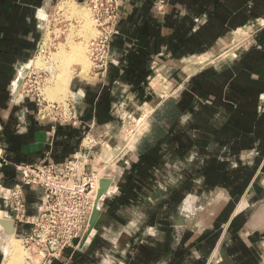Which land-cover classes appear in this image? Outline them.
<instances>
[{
    "label": "crops",
    "instance_id": "0c3cea01",
    "mask_svg": "<svg viewBox=\"0 0 264 264\" xmlns=\"http://www.w3.org/2000/svg\"><path fill=\"white\" fill-rule=\"evenodd\" d=\"M62 1L0 0L5 186L19 180L16 164L49 153L62 166L86 132L113 135L139 104L163 125L152 121L143 129L84 245L49 264H264V26L238 55L213 54L235 31L264 19V0H168L164 13L158 0H122L105 82L75 66L67 87L86 93L80 123L57 126L50 143L33 99L14 101L10 89L45 35L38 14L61 19ZM155 128L154 140L142 138ZM26 195L33 213L42 193L28 186Z\"/></svg>",
    "mask_w": 264,
    "mask_h": 264
},
{
    "label": "built area",
    "instance_id": "2783aa9c",
    "mask_svg": "<svg viewBox=\"0 0 264 264\" xmlns=\"http://www.w3.org/2000/svg\"><path fill=\"white\" fill-rule=\"evenodd\" d=\"M121 1H84L94 27V35L87 41L90 62L88 76L101 82H105L113 61V38L120 33ZM156 7L164 13V0H158ZM38 16L39 25L47 31L50 14L42 10ZM38 52L33 58L37 57ZM24 67L20 66L11 84L10 96L19 102L26 98L33 99L37 118L49 124L47 134L52 143L57 126L80 123V103L86 93L82 89H71L61 98H52L48 92V78L35 76L37 67H32L28 72L23 70L25 74H22L20 69ZM15 80L17 90L14 89ZM21 121H25L24 117ZM107 136L86 132L79 150L62 166H58L49 153L41 160L16 164L20 177L13 186H5L0 172V211L14 220L16 227H22L23 244L28 250L27 264H49L52 259L62 257L65 249L81 245L80 239L89 226L95 206L94 195L103 177L96 168V156L110 144ZM8 163L5 146L0 144V168ZM28 186H35L42 193L33 213L28 209Z\"/></svg>",
    "mask_w": 264,
    "mask_h": 264
},
{
    "label": "rangeland",
    "instance_id": "374dc122",
    "mask_svg": "<svg viewBox=\"0 0 264 264\" xmlns=\"http://www.w3.org/2000/svg\"><path fill=\"white\" fill-rule=\"evenodd\" d=\"M167 2L168 0H164V8H163L164 10H166V4L168 5ZM73 3L71 2L66 3L69 9V13H67V15L62 16L61 19H60L61 17L60 14H56V16L50 18L51 21L48 25V29L47 31L45 30L46 32L44 31L45 35L41 39L40 47H38L39 52L37 53L36 58H38L37 65L40 67L35 68L38 70L35 76L40 75L48 78L47 87H48V92L52 98H61L66 94H68V92H70L71 90L69 89V87L64 85H63L64 87L60 89L58 83L56 82L57 78H59L61 75L63 76L65 73L72 74L75 66L77 65L81 66L82 73L88 75V71L90 67V62L87 54V41L94 35V29H93L94 27L90 17V10L85 5V3L80 4V6L83 9L76 10L72 6ZM59 5L60 6L62 5L61 6L62 8L64 7L63 4H59ZM59 5L58 7H60ZM157 10L159 11L158 8ZM89 24L91 27L89 26ZM263 26H264V19H259L247 23L239 31H235L233 33L228 43H221L218 46L216 52H214L213 54L214 55L223 54L221 56L224 58L228 57L227 56L228 54L230 56L231 53H235L236 55H238L239 51L244 47V45H246V43L251 38L252 36L251 34L253 33V31L257 27H263ZM70 41H73L74 43H78L81 46L82 58L81 59L74 58L72 57V53H71L70 56L66 57L63 60H61L60 58L58 59V57L56 56V52L58 51L59 47L61 45H65L66 48L68 47L70 48ZM186 64H182V66ZM51 66L53 67L54 70L53 72L51 70L52 69ZM51 72L53 74H51ZM32 77H33V73L31 75V78ZM152 81H154V84L156 85L155 80ZM164 84L166 85L167 82ZM170 84L172 85V83ZM58 87L59 89H57ZM177 92H175L174 94L177 95ZM135 105L136 103L133 106ZM143 105L144 104H139L130 110H128L127 108L128 113L125 114L124 117L125 119L122 118L118 130H116V132H114L113 135L108 134L107 137L111 139L109 141L110 144L106 145L104 151L100 153L98 156H96V161H95V163L98 164L96 168L101 171V174L106 173V170H110L111 165L116 162V160L113 162L108 161L109 159H108L107 149H109L110 146L113 147L114 149L116 148L115 150L118 152L124 151V149L126 150V148H128L124 154L125 156H123L119 165L120 167L123 168L124 171L125 167L128 166L129 163H131L132 160L131 158L134 157L138 152L139 148L136 144L140 140V136L143 132V129L144 128L147 129L150 126V124H152V121H154L155 123L157 122L159 125H163L162 120L155 119L157 118V116H155V113H153V111H150L151 108L149 109L150 112L148 113L146 105L144 106ZM143 114H145L146 117L144 120L139 122L140 117ZM147 130H146L147 133H145L142 137L144 140L147 139L152 141L154 140V138H156L159 135L158 134L159 130H157L156 128L149 132ZM111 136L113 137L111 138ZM134 140H135V146L132 149L131 144L133 143ZM192 155H194L193 160H195L196 158L198 159L196 153L194 154L191 153V156ZM199 160L200 159H198V161ZM123 162L124 164H122ZM231 163L233 165L235 164V162L233 163V161ZM110 196L111 195L104 197L105 199L104 198L102 199V205H106L109 202ZM2 216H3L2 213H0V217ZM0 247H1L0 249L3 252V259L1 264H4L5 262H7V264H27L28 250L23 244L21 231L17 233L16 232L12 233L11 231L7 230L5 226L0 225ZM13 247L16 248L17 252H15L16 256L14 257L12 256L13 258L12 257L10 258L11 260L10 261L9 259H7L8 255L6 250L11 249Z\"/></svg>",
    "mask_w": 264,
    "mask_h": 264
},
{
    "label": "bare ground",
    "instance_id": "6f19581e",
    "mask_svg": "<svg viewBox=\"0 0 264 264\" xmlns=\"http://www.w3.org/2000/svg\"><path fill=\"white\" fill-rule=\"evenodd\" d=\"M68 2H70L69 0H64V1H62V2H60L59 4H63L64 5V7L62 8L60 5V7H58L59 8V11L60 12H63L64 14H67V13H69V9H68V6H67V4L66 3H68ZM71 3H73V2H71ZM74 4H77V5H74ZM72 6H73V8L74 9H76V10H79V9H83L81 6H80V4H78V3H73L72 4ZM80 7V8H79ZM43 14L45 15V12H43ZM89 19V18H88ZM88 24V23H87ZM88 26V25H87ZM89 26H90V24H89ZM88 26V27H89ZM91 27V26H90ZM91 29V28H90ZM89 29V30H90ZM94 29V28H93ZM90 33V32H89ZM240 47V46H239ZM227 52V51H226ZM72 53V57H74V58H78V59H81L82 57H81V53H82V51H81V46L78 44V43H74L73 41H70V48L68 47V48H66V46L65 45H61L60 47H59V49H58V51L56 52V56L58 57V59L60 58L61 60H63V59H65L66 57H68V56H70V54ZM232 54H234V53H232ZM37 60H38V58H32L26 65H25V69H20V72L22 73V74H25V72H28V71H30L31 70V68L32 67H40V66H38L37 65ZM54 60V59H53ZM23 70H25V72L23 71ZM52 71H54L53 70V68L51 69ZM60 78V79H59ZM59 78H57L56 79V82L58 83V85H59V87H60V89L61 88H63L64 86H67V83H68V81H69V78H70V73H65L63 76L61 75ZM64 85V86H63ZM59 87L57 88V89H59ZM164 87V86H163ZM14 89H18V84H17V80H15L14 81ZM53 89H54V87H53ZM141 120V119H140ZM116 149V148H115ZM113 147H109V149H107V154H108V161H115L116 160V162L115 163H113L112 165H111V167H110V170H106V173H104L102 176L103 177H109L110 179H111V183H110V186H109V188H108V191H107V194L104 196V197H106V196H108V195H111V194H113V193H115L116 192V190H117V185H118V181H119V178H120V175H121V167L119 166L120 165V161L122 160V158H123V156H125L124 154H125V152L127 151V149L128 148H126V150L124 149V151H121V152H118V151H116ZM120 150V149H119ZM122 164H124V162L122 163ZM114 165V166H113ZM98 187H99V185H98ZM96 196H97V192L95 193V195H94V198L96 199ZM103 197V198H104ZM102 198V199H103ZM102 199L100 200V202L102 201ZM105 199V198H104ZM101 205H102V202H101ZM102 207V206H101ZM0 213H2V217H0V218H7L8 219V217L5 215V213H3L2 211H0ZM11 219V218H10ZM0 225L1 226H3V224H1L0 223ZM20 231H22V227L19 225V226H17L16 227V229H15V232L17 233V232H20ZM92 233V232H91ZM91 235V234H90ZM90 237V236H89ZM88 237V238H89ZM18 247V246H17ZM7 251V255H8V258L7 259H9L10 260V258L13 256H16V253L15 252H17V250H16V248H11V249H7L6 250ZM12 257V258H13ZM7 261V260H6ZM11 261V260H10ZM4 264H7V262H5Z\"/></svg>",
    "mask_w": 264,
    "mask_h": 264
},
{
    "label": "water",
    "instance_id": "95a60500",
    "mask_svg": "<svg viewBox=\"0 0 264 264\" xmlns=\"http://www.w3.org/2000/svg\"><path fill=\"white\" fill-rule=\"evenodd\" d=\"M110 183L111 179L109 177H102L99 181V188L96 196L95 206L90 217L89 226L80 239L81 245H84L91 232L96 228L99 222L100 216L102 215L100 200L107 194ZM0 223L3 224V226H5L7 230L11 231L12 233L15 232L16 226L14 220L10 218H0Z\"/></svg>",
    "mask_w": 264,
    "mask_h": 264
}]
</instances>
